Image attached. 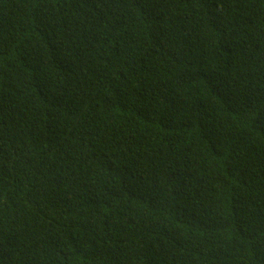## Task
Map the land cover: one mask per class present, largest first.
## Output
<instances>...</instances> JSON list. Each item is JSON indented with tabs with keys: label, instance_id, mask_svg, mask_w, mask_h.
<instances>
[{
	"label": "trees",
	"instance_id": "obj_1",
	"mask_svg": "<svg viewBox=\"0 0 264 264\" xmlns=\"http://www.w3.org/2000/svg\"><path fill=\"white\" fill-rule=\"evenodd\" d=\"M0 264H264V0H0Z\"/></svg>",
	"mask_w": 264,
	"mask_h": 264
}]
</instances>
